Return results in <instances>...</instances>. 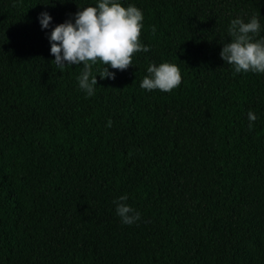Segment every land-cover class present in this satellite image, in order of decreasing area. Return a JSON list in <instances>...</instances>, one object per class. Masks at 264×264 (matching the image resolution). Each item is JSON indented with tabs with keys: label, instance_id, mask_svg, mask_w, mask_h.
Wrapping results in <instances>:
<instances>
[{
	"label": "trees",
	"instance_id": "obj_1",
	"mask_svg": "<svg viewBox=\"0 0 264 264\" xmlns=\"http://www.w3.org/2000/svg\"><path fill=\"white\" fill-rule=\"evenodd\" d=\"M95 2L0 0V264H264V74L219 55L236 16L264 36V0H121L149 51L113 79L97 62L87 96L37 15L54 26ZM164 60L180 84L140 88Z\"/></svg>",
	"mask_w": 264,
	"mask_h": 264
},
{
	"label": "clouds",
	"instance_id": "obj_2",
	"mask_svg": "<svg viewBox=\"0 0 264 264\" xmlns=\"http://www.w3.org/2000/svg\"><path fill=\"white\" fill-rule=\"evenodd\" d=\"M72 16L52 26V16L42 11L37 20L42 29H51L47 39L54 59L50 62L60 70L66 65L82 66L76 80L87 96L95 92L97 74L93 75V65L97 62L102 65L98 69L99 77L113 79L115 72L110 69L124 70L133 64V53L149 51V45L139 39L143 11L133 3L125 6L121 0H96L94 5L80 7ZM260 31V20L255 15L247 21L240 16L229 21L227 32L231 39L222 43L219 55L234 73L264 74V36L257 38ZM145 71L147 74L139 81V86L146 91L169 92L181 82L179 66L167 60L149 63ZM247 119L248 127L252 128L255 113L249 110ZM107 126H111V120L107 121ZM127 199L128 195L122 193L113 204L121 223L131 225L140 219V212L125 203Z\"/></svg>",
	"mask_w": 264,
	"mask_h": 264
}]
</instances>
